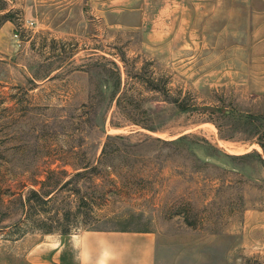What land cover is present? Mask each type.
Instances as JSON below:
<instances>
[{"label": "rangeland", "instance_id": "obj_1", "mask_svg": "<svg viewBox=\"0 0 264 264\" xmlns=\"http://www.w3.org/2000/svg\"><path fill=\"white\" fill-rule=\"evenodd\" d=\"M83 231L264 264V0H0V264H76Z\"/></svg>", "mask_w": 264, "mask_h": 264}, {"label": "crops", "instance_id": "obj_2", "mask_svg": "<svg viewBox=\"0 0 264 264\" xmlns=\"http://www.w3.org/2000/svg\"><path fill=\"white\" fill-rule=\"evenodd\" d=\"M70 243L76 264L155 263L156 242L149 232L83 231L73 235Z\"/></svg>", "mask_w": 264, "mask_h": 264}, {"label": "trees", "instance_id": "obj_3", "mask_svg": "<svg viewBox=\"0 0 264 264\" xmlns=\"http://www.w3.org/2000/svg\"><path fill=\"white\" fill-rule=\"evenodd\" d=\"M111 65L114 68V70H112V72H111L112 78H113L115 84L117 86H119L120 85V80H121L120 70L116 66L115 63L111 62ZM146 73H147L146 71L136 73V75L134 77L135 80H137V82H139L140 84H142L147 90H150V91L156 92V93H161V92L164 93L165 90L164 89H161L159 79L154 78L152 76H148V75H146ZM126 76H127V74H126ZM124 89H125V87L123 88V91H125ZM123 91L120 93L122 97H123V95L125 93V92L123 93ZM164 94H167V93H164ZM171 102L173 104H175V106L180 111H185V110L188 109V107L184 103V100L172 99ZM106 147H107V143H105L104 146H103V148H102V155L105 154ZM30 195H31V197H34L36 199H38L40 197L35 191H31ZM38 229L41 230L42 232H45V233H48V232H50L52 230L50 227H47V228H45V227H38ZM58 231L61 234L68 233V229H66V227H60L58 229ZM17 234L21 235V233H19V232Z\"/></svg>", "mask_w": 264, "mask_h": 264}, {"label": "clouds", "instance_id": "obj_4", "mask_svg": "<svg viewBox=\"0 0 264 264\" xmlns=\"http://www.w3.org/2000/svg\"><path fill=\"white\" fill-rule=\"evenodd\" d=\"M106 255H111V254H106ZM114 258V257H113ZM101 264H104V262L102 261Z\"/></svg>", "mask_w": 264, "mask_h": 264}]
</instances>
